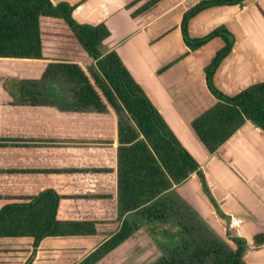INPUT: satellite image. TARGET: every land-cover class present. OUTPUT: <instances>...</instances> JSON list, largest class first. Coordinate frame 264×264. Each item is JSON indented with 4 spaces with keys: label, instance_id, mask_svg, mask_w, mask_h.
<instances>
[{
    "label": "crops",
    "instance_id": "1",
    "mask_svg": "<svg viewBox=\"0 0 264 264\" xmlns=\"http://www.w3.org/2000/svg\"><path fill=\"white\" fill-rule=\"evenodd\" d=\"M201 1L50 0L54 5L73 6L77 23L104 25L109 30L102 51L117 53L178 142L199 164L221 215L204 194L196 173L175 188L178 196L231 248L236 246L229 235L243 239L246 264H264V245L254 244L255 236L264 234V132L247 122L211 155L191 127L217 102L206 86L204 69L224 47L220 38L195 51L185 45L183 15ZM221 26L235 42L213 83L233 97L264 82V0L206 9L189 21L188 34L202 38ZM43 57L94 65L75 43L44 42ZM10 62L21 61L0 60V210L13 202L9 199L52 190L62 198L58 220L96 222L97 234L48 237L37 247L31 238H0V264H79L121 226L116 118L76 112L64 88L53 84L40 89L51 102L22 100V88L13 81L22 77L10 72ZM231 219L241 220L239 227L231 229ZM143 246L155 249L140 229L97 264L132 263Z\"/></svg>",
    "mask_w": 264,
    "mask_h": 264
},
{
    "label": "trees",
    "instance_id": "2",
    "mask_svg": "<svg viewBox=\"0 0 264 264\" xmlns=\"http://www.w3.org/2000/svg\"><path fill=\"white\" fill-rule=\"evenodd\" d=\"M244 0H203L183 15L181 34L190 51L214 38L224 47L204 69L206 86L216 104L195 118L191 127L211 155L249 122L264 132V82L253 84L236 96L219 91L213 77L234 47V37L218 27L202 38H191L189 21L200 12L219 6L241 5ZM73 6L50 0H0V60L46 61L38 79L13 80L22 88V100L51 102L40 91L53 84L67 92L76 112L109 114L117 126V214L121 226L79 264H97L140 229L162 252L151 264H246V242L237 237L231 248L178 196L175 188L192 174L200 177L202 190L221 215L199 164L181 146L116 52L105 54L110 36L104 25L77 23ZM142 10L133 14L137 16ZM75 43L94 61L85 66L73 61L43 57V43ZM29 89V90H28ZM61 196L45 190L21 196L0 210V238H31L34 247L48 237H88L97 234L93 221H60ZM264 245V234L254 238Z\"/></svg>",
    "mask_w": 264,
    "mask_h": 264
},
{
    "label": "rangeland",
    "instance_id": "3",
    "mask_svg": "<svg viewBox=\"0 0 264 264\" xmlns=\"http://www.w3.org/2000/svg\"><path fill=\"white\" fill-rule=\"evenodd\" d=\"M11 63V62H10ZM77 63V62H76ZM46 62L39 63H29V62H12L10 64V72L17 73L22 79H37L41 76ZM85 65V64H83ZM90 66V65H85ZM6 72V70H5ZM231 235H229L228 240L230 241ZM162 256V252L157 249L147 248L143 246L140 248L139 254L133 259L134 261L128 264H151L155 262L158 258Z\"/></svg>",
    "mask_w": 264,
    "mask_h": 264
},
{
    "label": "built area",
    "instance_id": "4",
    "mask_svg": "<svg viewBox=\"0 0 264 264\" xmlns=\"http://www.w3.org/2000/svg\"><path fill=\"white\" fill-rule=\"evenodd\" d=\"M240 224H241V220H239V219H231L230 228L231 229H235V228L239 227Z\"/></svg>",
    "mask_w": 264,
    "mask_h": 264
},
{
    "label": "flooded vegetation",
    "instance_id": "5",
    "mask_svg": "<svg viewBox=\"0 0 264 264\" xmlns=\"http://www.w3.org/2000/svg\"><path fill=\"white\" fill-rule=\"evenodd\" d=\"M151 243L154 245L155 249H157L156 245L154 244V242L150 239Z\"/></svg>",
    "mask_w": 264,
    "mask_h": 264
}]
</instances>
